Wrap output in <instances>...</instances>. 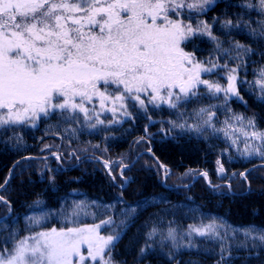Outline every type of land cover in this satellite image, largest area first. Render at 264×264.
<instances>
[{
	"label": "snow or ice",
	"instance_id": "6c2138e0",
	"mask_svg": "<svg viewBox=\"0 0 264 264\" xmlns=\"http://www.w3.org/2000/svg\"><path fill=\"white\" fill-rule=\"evenodd\" d=\"M215 3L216 0H0V129L6 132L14 131L16 126L36 127L41 119L58 116L60 122L78 126L71 128L75 134L84 128H108L123 122L117 114L131 120L134 117L130 107L147 114L149 106L166 105L178 113V120L169 121L173 128L201 135L209 130L211 134L222 133L227 142L225 152L232 149L243 159L264 160V129L258 127L256 115L235 113L228 107L233 99L247 105L240 91L245 83L264 103V67L254 73L253 81L241 80L240 70L256 49L251 43L221 40L213 31L219 24L225 36H231L234 30L246 34L252 43L261 46L260 54L264 56V0H238L236 4H226L239 9L233 15L225 12L223 19L213 17L211 23L199 19ZM253 13L258 19H252ZM194 38H207L219 55L198 59L195 50L185 51L182 45ZM229 61H235L234 65L230 66ZM221 70L225 84L219 79L203 78L218 76ZM205 98L222 99L224 104L209 103L193 108L191 113L179 111L188 104H201ZM221 107L227 114L222 122L217 115ZM15 139L17 143L21 140ZM52 155L59 161L63 153ZM68 155L80 160L75 151ZM102 165L112 186L117 180L113 173L120 169L121 191L115 203L73 201L70 208L61 209L65 224L60 228L44 229L43 221L51 213L26 217L28 235L21 237L5 229L7 235L0 240V264H114L112 250L137 208L129 205L120 209L123 219L117 223L110 213L116 211L117 203H126L123 193L129 183L125 176L129 165L123 159H105ZM217 165L218 174L223 175L219 159ZM160 167L167 175L166 167ZM250 171L233 176L247 181ZM199 175L208 178L206 172ZM12 178L14 171L10 170L0 189ZM54 181L53 176L50 183ZM34 204L39 206L40 201ZM0 205L12 212V204L4 195H0ZM93 207L96 212L89 211ZM89 215L94 222L82 224L81 218ZM98 215L104 218L95 222ZM172 224L169 221L166 235L153 227L148 239L159 234L174 248L196 247L197 236L217 239L222 242V260L224 242L234 239L239 231L212 219L207 224H189L178 236ZM109 228L112 231L103 235L102 231ZM242 231L245 240L237 247L249 248L251 241L250 252L257 256L264 253V228L249 226ZM185 239L186 244L179 243ZM144 251L140 249L141 254Z\"/></svg>",
	"mask_w": 264,
	"mask_h": 264
},
{
	"label": "trees",
	"instance_id": "16d2710c",
	"mask_svg": "<svg viewBox=\"0 0 264 264\" xmlns=\"http://www.w3.org/2000/svg\"><path fill=\"white\" fill-rule=\"evenodd\" d=\"M229 3L236 4L238 0H216L199 19L211 23L213 17L223 19L225 12L233 15L239 11L236 7H226ZM252 19H258L255 13ZM213 31L221 40L252 44L256 54L246 58V67L240 70V79L253 81L254 73L264 67L261 46L252 43L246 34L237 30L231 36L223 35L219 24L214 25ZM228 46L225 42L224 47ZM182 47L188 52L195 50L198 59L219 55L213 51L214 45L207 38H194ZM220 62L225 61L221 58ZM234 63L229 61L230 66ZM224 75L221 70L218 76L205 75L203 78L219 79L221 84H225ZM240 91L247 105L233 99L228 107L246 116L254 113L258 127L264 129V103L256 99V90L249 91V84L245 83L240 86ZM209 103L223 105L224 101L205 98L201 104H188L179 111L191 113L193 108ZM129 111L133 112L131 120L117 114V119L123 122L108 128H84L75 134L71 128L78 126L62 123L58 116L41 119L36 127L16 126L14 131L9 129L6 132L0 129V141H8L7 144L0 142V184L9 176L10 170L14 171V178L0 190V195L12 204L11 213L0 205V219L6 217L0 221V240L7 235L5 229L21 237L28 235L29 225L25 218L32 215L51 213L43 221L44 229L60 228L65 224L64 217L60 215L61 209L70 208L73 201L115 203L121 191L118 187L120 169L116 168L113 173L117 180L116 186H112L102 161L123 159V163L129 165L125 171L129 183L123 193L126 203H117L116 211L110 214L119 223L123 219L120 209L130 205L137 211L112 250L114 264H264V253L257 256L250 252L251 241L248 242L249 248L237 247L245 240L243 229L249 226L264 228V160L259 157L243 159L232 149L225 152L227 142L222 133L211 134L209 130L201 135L173 128L169 121L178 120V113L166 105L160 108L149 106L147 114L138 107H130ZM217 115L222 122L227 114L221 107ZM220 126L218 123L217 127ZM15 137L21 138L19 143ZM141 137L144 139L136 143ZM46 145L50 147L45 148ZM91 145L100 147L94 149ZM85 148L87 152L82 151ZM73 151L80 156V160L69 157L68 154ZM52 153L63 155L57 161ZM218 159L224 166L223 175L217 172ZM160 165L166 167L167 175ZM250 168L253 169L247 181L239 175L233 176V173L246 172ZM203 172L208 174L212 187H215L210 188L206 179L199 175ZM53 176L55 181L50 183ZM37 200L40 201L39 206L34 204ZM89 211L96 212L97 209L93 207ZM102 218L103 215H98L95 222ZM81 219L82 224L94 222L91 215ZM212 219L239 230L234 239L224 242L226 251L223 260L222 242L217 239L194 237V248H174L171 241L162 240L159 234L148 239L147 234L153 227L166 235L169 221H173L171 226L177 229L179 236L189 224H207ZM110 231L111 228L102 231V234L107 235ZM229 234L231 236V231ZM179 243L186 244L187 239ZM141 248H145L143 254ZM229 251L231 255H228Z\"/></svg>",
	"mask_w": 264,
	"mask_h": 264
},
{
	"label": "rangeland",
	"instance_id": "374dc122",
	"mask_svg": "<svg viewBox=\"0 0 264 264\" xmlns=\"http://www.w3.org/2000/svg\"><path fill=\"white\" fill-rule=\"evenodd\" d=\"M118 115H119V114H118ZM106 170H107V169H106ZM165 180H166V177H164V180H163L164 183H165ZM196 181H197V180H196ZM196 181H195V182H196ZM208 181H210L209 177L207 178L206 183H207V185H208L210 188H213L212 186L209 185V182H208ZM211 185H212V184H211ZM85 254H86V252H85Z\"/></svg>",
	"mask_w": 264,
	"mask_h": 264
},
{
	"label": "water",
	"instance_id": "95a60500",
	"mask_svg": "<svg viewBox=\"0 0 264 264\" xmlns=\"http://www.w3.org/2000/svg\"><path fill=\"white\" fill-rule=\"evenodd\" d=\"M148 152L151 153V154H153L152 151H148ZM49 157H52V156H49ZM136 160H137V159H136ZM253 168H254V167H253ZM253 168H250V169H248V170H251V169H253ZM248 170H247V171H248ZM0 190H1V189H0ZM5 219H6V217L1 218L0 221L5 220Z\"/></svg>",
	"mask_w": 264,
	"mask_h": 264
}]
</instances>
